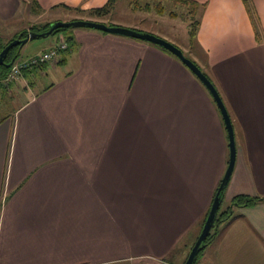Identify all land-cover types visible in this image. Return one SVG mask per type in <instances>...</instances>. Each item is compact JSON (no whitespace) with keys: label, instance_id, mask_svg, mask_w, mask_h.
I'll return each mask as SVG.
<instances>
[{"label":"crops","instance_id":"crops-1","mask_svg":"<svg viewBox=\"0 0 264 264\" xmlns=\"http://www.w3.org/2000/svg\"><path fill=\"white\" fill-rule=\"evenodd\" d=\"M108 1L0 0V39L46 28L37 21L63 9L54 22L126 26L192 50L234 123L224 208L238 194L264 196V0H248L258 34L244 0H194L188 48L133 16L116 19L117 1L92 12ZM48 39L28 54L29 40L18 59L64 40L58 63L0 83L3 96L27 95L0 119V264H185L216 193L200 194L209 150L229 147L214 98L177 56L147 41L87 27ZM249 254L264 256V201L234 209L200 264H245Z\"/></svg>","mask_w":264,"mask_h":264},{"label":"rangeland","instance_id":"rangeland-1","mask_svg":"<svg viewBox=\"0 0 264 264\" xmlns=\"http://www.w3.org/2000/svg\"><path fill=\"white\" fill-rule=\"evenodd\" d=\"M116 1H117L116 2V7H117L116 17L121 16L120 18H116V19L121 20L122 16L126 18L127 15H130V17L133 16L139 22L142 21V23L145 25H150V26H153L154 28L157 26L159 30L165 31L164 33L170 34L173 40L176 39V42L179 45H182V46L184 45V47L188 48V45L191 39L189 35L190 31L188 32V30L189 28L190 30L192 29V25L195 23L196 18H197L196 15L194 17L192 15L193 13L192 6L178 3V2H175L174 0H116ZM61 10L62 11L53 12L52 13L53 15L51 17L50 16L48 18L43 17L37 22L39 24L45 23L47 21L50 23H55L54 22L55 21L54 17H56L55 14L63 13L64 12L63 9ZM26 22L32 23L31 17L26 18L24 21V25L28 26L29 23L27 24ZM64 22H67V21H64ZM140 31L148 32L144 30H140ZM57 34L59 33H54L47 37L37 38V39H33L32 41H30L31 43H30V47L28 50V54L29 52L36 51L39 48L41 42H43L42 40H46L48 38H49L48 40H53L54 38H56ZM162 38H165V37H162ZM165 39L169 40L168 38H165ZM169 41L173 42L172 40H169ZM159 47L162 48L161 46ZM186 51L185 52L187 55L193 54L192 50L190 51L187 49ZM50 79L51 78L48 77L47 80H50ZM5 95L6 96L2 95V89L0 88V119L13 113V111L22 102V100L27 97V95L22 90H21V93L19 94H13V95L5 94ZM2 97L3 99H1ZM221 118L222 119L220 123L224 127V132L226 131L225 135L227 134V139H228V133H227L222 115H221ZM227 143L229 144L228 140H227ZM228 151H229V147H227V145L225 146V148L224 146L221 147L219 145H216L209 150L210 156H211L208 162L209 167L205 168L206 173H205L204 178L206 179V181L204 184L203 183L200 184V194L209 195L212 191L214 192L217 190L219 183L226 171L227 162L229 159ZM205 169H203V171ZM206 197L209 198L210 196H206ZM226 205H227V202L224 199L222 201V207ZM234 209L236 210L237 207H234ZM250 254L247 256L245 260V264H251L255 260L257 261L254 264H264V256L261 258L255 257L254 259H252V256Z\"/></svg>","mask_w":264,"mask_h":264},{"label":"water","instance_id":"water-1","mask_svg":"<svg viewBox=\"0 0 264 264\" xmlns=\"http://www.w3.org/2000/svg\"><path fill=\"white\" fill-rule=\"evenodd\" d=\"M62 27H87V28H93L98 29L104 32L108 33H114L119 34L123 36H128L136 39H140L143 41H148L153 44H157L171 53H173L175 56H177L198 78L199 80L205 85V87L209 90L212 97L214 98L221 115L223 117L225 127L228 133V140H229V160L228 165L226 168V171L224 173V176L218 186L217 192L215 194V197L213 199L210 212L208 214V217L206 218V221L204 223V226L192 246L189 255L187 257V260L185 264H193L197 255L200 252L201 248L205 247L204 242L207 240L213 225L216 220L217 212L221 206L222 203V193L227 189L232 175L235 170L236 161H237V143H236V134H235V128L234 123L231 117V114L229 112V109L223 100V97L221 93L219 92L217 86L214 84V82L203 72V70L199 67V65L190 57L186 56L184 50L176 45L175 43L162 38L156 34L150 33V32H143L135 28H129L124 26H118V25H108L103 22L94 21V20H88V19H76L71 21H57L53 23L52 27L45 32L37 33L34 31H30L27 36L23 37L22 34L19 35V37L13 39L11 42H9L0 52V67L6 64V59L8 57L9 52L12 48L16 46L22 47L32 39H35L37 37H45L51 35L55 30L62 28ZM14 62L10 65L12 66Z\"/></svg>","mask_w":264,"mask_h":264},{"label":"trees","instance_id":"trees-1","mask_svg":"<svg viewBox=\"0 0 264 264\" xmlns=\"http://www.w3.org/2000/svg\"><path fill=\"white\" fill-rule=\"evenodd\" d=\"M175 2H178V3H182V4H185V5H190L193 7V14L196 13L197 11V8L199 7V3L194 1V0H174ZM116 0H109L104 6L100 7V8H96L94 9L92 12L95 14V15H104V14H107L109 13L114 4H115ZM246 6H247V9H248V12L252 18V22L257 30V34H258V28H257V23H256V20L254 19V16H253V11H252V8L250 6V3L248 0H244ZM197 24H198V21H195V23L192 25V29H191V39H193V41L196 39V35H197ZM53 23H50L48 25H46V28H41L39 26H33L32 28H30L29 30H23L21 32V34L23 35V37L27 36V34L30 32V31H34V32H37V33H41V32H45V31H48L51 27H52ZM72 27H62V28H59L57 30H55L52 34L54 33H60V32H63L65 30H70ZM20 35V34H19ZM19 35L17 37H19ZM16 37V38H17ZM15 39V38H13ZM12 39V40H13ZM12 40H9V41H4L2 39H0V52L1 50L9 43L11 42ZM73 41V38H69L68 39V43H72ZM69 47V46H68ZM163 48V47H162ZM164 50H166L167 52L171 53L170 51H168L167 49L163 48ZM68 50V49H67ZM20 52H21V48L20 46H16L14 48L11 49V51L9 52L8 54V57L6 59V64L1 66L0 67V79L3 78L4 76H6V74L10 71L11 67L10 66L13 62L17 61L19 56H20ZM173 54V53H171ZM186 54V53H185ZM174 55V54H173ZM186 56L190 57L189 55L186 54ZM200 67V66H199ZM201 68V67H200ZM202 69V68H201ZM203 70V69H202ZM204 72V70H203ZM205 73V72H204ZM206 74V73H205ZM207 75V74H206ZM208 76V75H207ZM211 79V78H210ZM208 90V89H207ZM209 91V90H208ZM211 94V93H210ZM218 189V188H217ZM217 192V190H216ZM225 193H226V190L222 193V201L225 199ZM216 194V193H215ZM264 201V196H259V195H248V194H238L236 196H234L230 201H229V204L226 208L222 207V203H221V206L217 212V215H216V220H215V223L213 225V228L207 238V240L204 242L205 244V247L204 248H201L200 249V252L199 254L197 255L195 261L193 264H200V261H201V258H202V255L204 253V250L216 239V237L218 236L219 234V227L222 223H225V222H228L229 220H231L233 218V215H234V207H242V206H254L256 204H259L261 202ZM212 205V204H211ZM210 209H211V206L209 207V210L208 212L206 213L204 219L202 220L201 222V230L204 226V223L206 221V218L208 217V214L210 212Z\"/></svg>","mask_w":264,"mask_h":264},{"label":"built area","instance_id":"built-area-1","mask_svg":"<svg viewBox=\"0 0 264 264\" xmlns=\"http://www.w3.org/2000/svg\"><path fill=\"white\" fill-rule=\"evenodd\" d=\"M68 45L66 41L62 40L53 48L42 52L40 54L28 57L26 59H18L12 65L10 71L0 79V83H4L9 86L12 82L16 81L19 76L22 75L23 70L39 66L44 63H58L62 57V51L66 50Z\"/></svg>","mask_w":264,"mask_h":264}]
</instances>
